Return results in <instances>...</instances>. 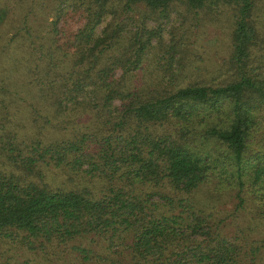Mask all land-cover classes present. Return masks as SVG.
Segmentation results:
<instances>
[{"label":"trees","instance_id":"1","mask_svg":"<svg viewBox=\"0 0 264 264\" xmlns=\"http://www.w3.org/2000/svg\"><path fill=\"white\" fill-rule=\"evenodd\" d=\"M180 5L220 23L218 40L228 28L214 70L196 64ZM53 8L30 130L0 117V249L34 264H264V0Z\"/></svg>","mask_w":264,"mask_h":264},{"label":"rangeland","instance_id":"2","mask_svg":"<svg viewBox=\"0 0 264 264\" xmlns=\"http://www.w3.org/2000/svg\"><path fill=\"white\" fill-rule=\"evenodd\" d=\"M54 4L55 0H0V117L4 115L5 111H8L11 123L20 118L24 123L23 132L30 130L32 120L29 102H35V93L32 91L35 65L38 64L42 67L49 62L47 56L51 49V46L48 47V45L51 44V39L53 40L50 22L53 19ZM180 9L186 13L183 25H191L193 34L189 35L187 32L188 37L186 38L190 42V49L195 53L193 55L198 54L197 57L199 56L196 57V64L206 65L214 70L225 52V41H227L225 30L228 28L221 29L220 33L224 38L218 40L216 28L220 27V23H214L213 20H200L198 21L200 24L196 25L197 20L194 13L188 11L185 5H180ZM225 19L224 15L222 21L225 22ZM179 21L180 18L173 15L170 22L163 24L164 30H162L165 38L168 36L166 32L172 23L179 25ZM68 23L72 24V29L78 25V21L75 19H70ZM151 23L155 22L151 21ZM181 31L179 30V34ZM53 34L55 35L54 32ZM58 37L60 38V35ZM60 41H63V38H60ZM56 57L62 59L59 51L56 53ZM63 58L65 57L63 56ZM63 60H60V64L66 67L68 63L65 59ZM188 66L192 67L190 64ZM206 73L208 72H203V74ZM27 89H30V93ZM28 94L34 98H30ZM198 194L196 198L201 200V192ZM220 200L218 202L224 211L233 205V199L227 195L221 197ZM0 250V260L4 264L35 263V256L18 247L8 246ZM27 259H30L28 263Z\"/></svg>","mask_w":264,"mask_h":264}]
</instances>
